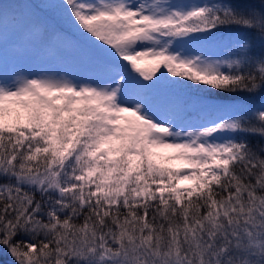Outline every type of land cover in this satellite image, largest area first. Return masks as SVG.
<instances>
[{"label":"snow or ice","instance_id":"snow-or-ice-1","mask_svg":"<svg viewBox=\"0 0 264 264\" xmlns=\"http://www.w3.org/2000/svg\"><path fill=\"white\" fill-rule=\"evenodd\" d=\"M0 264H264V0H0Z\"/></svg>","mask_w":264,"mask_h":264},{"label":"trees","instance_id":"trees-1","mask_svg":"<svg viewBox=\"0 0 264 264\" xmlns=\"http://www.w3.org/2000/svg\"><path fill=\"white\" fill-rule=\"evenodd\" d=\"M3 259H4L5 261H7L9 258H8L7 256H5V257H3Z\"/></svg>","mask_w":264,"mask_h":264}]
</instances>
